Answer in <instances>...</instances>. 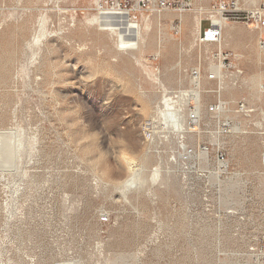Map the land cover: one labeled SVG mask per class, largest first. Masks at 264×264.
Here are the masks:
<instances>
[{"label": "rangeland", "instance_id": "1", "mask_svg": "<svg viewBox=\"0 0 264 264\" xmlns=\"http://www.w3.org/2000/svg\"><path fill=\"white\" fill-rule=\"evenodd\" d=\"M168 1L104 0L149 19L129 54L92 20L98 0H0V264H264L259 31L231 20L201 44L196 18L207 27L222 0ZM153 70L190 91L174 97L184 119L197 111L182 138L162 127Z\"/></svg>", "mask_w": 264, "mask_h": 264}, {"label": "bare ground", "instance_id": "2", "mask_svg": "<svg viewBox=\"0 0 264 264\" xmlns=\"http://www.w3.org/2000/svg\"><path fill=\"white\" fill-rule=\"evenodd\" d=\"M155 0H153L154 2ZM250 2V1H249ZM93 3V2H92ZM104 3V0H98V14L97 16H95L92 20H94L95 22L98 23L99 27L101 30H105L111 34H114L116 35V38H117V43L121 44L122 45V49H124V51H128L127 53L129 54H134L136 53V50L142 45V41L144 40V38L146 37V33L150 27V22H149V19L147 17H145L144 15H142V20L140 19H133V18H128L125 20V12L124 11H120L118 9H121L120 7L118 6H114L113 8L109 9V7H105L103 5ZM156 3V2H155ZM19 4V3H18ZM17 4V5H18ZM114 9H117V10H114ZM122 10V9H121ZM125 11H130V10H125ZM221 9H216V10H213L211 11L209 17H212L217 23L221 24L222 28H223V31L226 29L227 33L235 26L231 27L230 23L225 21L222 17H221ZM198 12V11H197ZM209 12V11H207ZM214 12H216V14H214ZM44 13V12H42ZM49 13V12H48ZM128 13V12H127ZM168 13H170L168 11ZM194 14V13H193ZM201 14V12H200ZM199 14V15H200ZM208 14V13H207ZM91 15V14H90ZM89 15V16H90ZM203 15V14H202ZM162 16V14H161ZM179 16L185 20V22H187L188 20V16L187 14H184V13H180ZM207 16V15H206ZM118 17V19H114ZM204 17V15H203ZM78 18V17H77ZM112 18V19H110ZM119 18H122V19H119ZM191 18V17H190ZM201 19L202 17H198L196 18V31L199 33L200 32V25H201ZM76 20V19H75ZM160 20V19H159ZM161 21V20H160ZM190 21V20H189ZM192 21V20H191ZM88 23V22H87ZM188 23V22H187ZM192 23H194L192 21ZM39 24V23H38ZM42 24V23H41ZM40 24V25H41ZM191 25V24H190ZM43 26V25H42ZM237 28V27H236ZM234 28V29H236ZM39 29V28H38ZM41 29V27H40ZM79 29V28H78ZM44 31V29H41ZM49 30V29H48ZM83 30V29H81ZM88 30V29H86ZM238 30V28H237ZM6 31V30H5ZM9 31V29H8ZM53 31V30H52ZM39 32V31H38ZM47 32V31H46ZM77 31H75L76 33ZM79 32V31H78ZM84 32V31H83ZM69 33V32H68ZM67 33V34H68ZM225 33V32H224ZM237 32H235V35H236ZM250 33V32H249ZM252 33V32H251ZM43 34V33H42ZM57 34V32L55 33ZM65 34V32H64ZM81 34V33H80ZM87 34V33H86ZM38 35V34H37ZM70 35V34H69ZM68 35V36H69ZM90 35V34H89ZM228 35V34H227ZM40 36V35H39ZM38 36V37H39ZM50 36V35H49ZM65 36V35H64ZM67 36V35H66ZM72 36V35H71ZM74 36V35H73ZM84 35H82L83 37ZM86 36V35H85ZM93 36V35H92ZM229 36V35H228ZM38 37L36 36V39H38ZM75 37V36H74ZM79 37V35L77 36ZM110 37V36H109ZM60 38H63V36H60ZM70 38V37H69ZM196 38V37H195ZM251 38V37H249ZM98 39V38H97ZM232 39V38H231ZM248 39V38H247ZM7 40V39H6ZM18 40V39H17ZM222 40V39H221ZM224 40V39H223ZM38 41V40H37ZM43 41H45L43 39ZM77 41V40H76ZM105 41V40H104ZM228 41V40H226ZM67 42V41H66ZM74 42V41H73ZM7 43V42H6ZM34 43V42H33ZM32 43V44H33ZM40 43V42H39ZM104 43V42H103ZM47 44V43H46ZM74 45V44H73ZM72 45V46H73ZM199 45V43L197 44ZM252 45V44H251ZM33 46V45H32ZM222 46V45H221ZM223 46H224V43H223ZM28 47V46H27ZM39 47V46H38ZM44 48V47H43ZM44 51V50H42ZM41 51V52H42ZM46 51V50H45ZM44 51V52H45ZM30 53V52H29ZM41 54V53H40ZM45 54V53H44ZM49 54V53H48ZM260 54V53H259ZM253 55V54H252ZM36 52L33 53V58L36 59ZM44 56V55H42ZM39 57V56H38ZM264 58V56H262ZM156 58V57H155ZM38 59V58H37ZM50 59V58H49ZM143 57L142 55H138L136 56V60L139 62V63H142L143 61ZM263 60V59H262ZM42 61V60H41ZM18 68V67H16ZM41 69V68H40ZM18 70V69H17ZM155 70L151 71V75L152 77H154V79L159 83L161 84L162 88H163V97H162V100L160 101V104H162L163 106V109L160 111V113L162 114V118H163V126L164 129L167 130V132H173L175 134H177L179 136V138H182L184 135V133L186 131H193V129H188L190 126V124L188 123L189 120L191 118H195L197 114V111L194 112V113H191L189 114V119H184L182 114H181V111H182V106L181 105H175L174 104V97H177V98H180L178 100H181L183 98V100H186L189 98L190 96V91L187 90L186 92L182 91V92H179V94L177 96H172L173 94L170 93L168 91V89L165 87V84L159 80L158 77L155 76V73H154ZM159 71V70H158ZM34 72V71H33ZM35 73V72H34ZM72 74V73H71ZM14 75V74H13ZM38 76V75H37ZM35 77V76H34ZM258 77V76H256ZM19 79V78H18ZM38 79V78H37ZM161 79V78H160ZM12 80V79H11ZM35 81V79H33ZM15 81V80H14ZM12 84V83H11ZM15 85V84H14ZM21 85V84H20ZM37 85V84H36ZM66 85V84H65ZM155 85V84H154ZM197 85L199 86L200 85V81H197ZM17 86H18V83H17ZM64 86V85H63ZM74 86V85H73ZM39 87V86H38ZM53 87V86H52ZM169 87V86H168ZM49 88V87H48ZM161 88V87H160ZM159 88V89H160ZM220 88V87H219ZM45 89V88H44ZM53 89V88H52ZM34 90V89H33ZM54 90V89H53ZM161 90V89H160ZM7 91V90H6ZM37 91V90H36ZM26 92H24L25 94ZM12 94V93H11ZM40 94V93H39ZM148 95V94H146ZM39 98V97H37ZM66 100V99H65ZM200 100V99H199ZM202 100V99H201ZM181 102V101H180ZM184 103V102H183ZM180 104V103H179ZM45 105V104H43ZM48 105V104H47ZM159 105V104H158ZM218 105V104H217ZM54 106V105H53ZM165 107V108H164ZM219 107V106H218ZM158 109L160 110V107H158ZM223 109V108H222ZM157 110V109H156ZM199 110V108H198ZM200 111V110H199ZM7 113V112H6ZM199 113V112H198ZM200 114V113H199ZM157 116V115H156ZM154 119V118H153ZM188 120V121H187ZM155 121V120H154ZM158 121V120H157ZM160 122V121H159ZM188 124V125H187ZM77 126V125H76ZM188 126V127H187ZM69 130V129H68ZM199 131V130H198ZM65 133V132H64ZM190 133V132H189ZM37 135V134H36ZM35 135V136H36ZM38 136V135H37ZM39 137V136H38ZM166 137V136H165ZM177 137V136H176ZM41 138V137H40ZM185 138V137H184ZM183 138V139H184ZM40 140V139H39ZM78 140V139H77ZM177 140V139H176ZM36 141V140H35ZM180 141V140H179ZM38 142V141H37ZM181 142V143H180ZM180 147L182 145H185V143L183 141H180ZM34 147V146H33ZM36 149V148H35ZM1 152V151H0ZM145 156V155H144ZM142 158V157H141ZM131 159V157H130ZM32 162V161H31ZM129 164V163H128ZM132 166V165H131ZM134 168V167H133ZM190 168V167H189ZM155 171V174L158 173V169L154 170ZM154 174V175H155ZM161 174V173H160ZM139 174V171L137 169H134L132 170L131 174L129 175V177L127 178V180H125V183L124 184V188L125 189H128L130 187H132L134 185V183L136 182V179L138 177ZM140 177V176H139ZM158 178V177H157ZM139 180V179H137ZM156 181V180H155ZM140 183V182H139ZM136 187V185H135ZM122 193V192H121ZM125 194V193H124ZM156 214V212H155ZM156 217V216H155ZM159 224V223H158ZM157 225V224H156ZM158 227V226H157ZM161 228V227H160ZM157 229V228H156ZM161 230V229H160ZM159 233V232H156V234ZM157 236V235H156ZM152 237V236H151ZM151 239V238H150ZM154 239V238H153ZM157 240V239H156ZM148 241V240H147ZM146 241V242H147ZM145 242V241H144ZM145 242V243H146ZM151 242V241H150ZM149 242V243H150ZM152 243V242H151ZM150 243V244H151ZM149 246V245H148ZM148 249V248H147ZM141 254V253H140Z\"/></svg>", "mask_w": 264, "mask_h": 264}, {"label": "built area", "instance_id": "3", "mask_svg": "<svg viewBox=\"0 0 264 264\" xmlns=\"http://www.w3.org/2000/svg\"><path fill=\"white\" fill-rule=\"evenodd\" d=\"M130 1L132 0H125L126 3H129ZM152 1L153 0H138L139 8H149V5L152 3ZM175 1L176 0H173V2ZM120 3L114 6L122 8ZM185 4L188 3L185 2ZM158 5L160 10H167L170 8V2L168 0H159ZM220 9L222 10L221 17L225 21L230 22L231 20H240L246 23L250 28L259 30L258 48L261 52H264V0L258 7L251 9L242 8L238 0H222ZM207 19L209 20V25L202 31L200 30L201 32L199 34L198 41L201 44L220 43L223 33L221 24L217 23L212 17ZM179 31L180 27H177L175 32L178 33ZM224 60H228V55H224ZM230 64L231 63L227 61L225 62L224 66L230 67ZM193 73L195 76L198 75V71H194ZM242 107L244 109V106ZM221 157L222 159L224 158V156Z\"/></svg>", "mask_w": 264, "mask_h": 264}, {"label": "crops", "instance_id": "4", "mask_svg": "<svg viewBox=\"0 0 264 264\" xmlns=\"http://www.w3.org/2000/svg\"><path fill=\"white\" fill-rule=\"evenodd\" d=\"M166 12H164V14H165ZM165 17L166 18H175V17H172V15L171 14H166L165 15ZM188 18H189V15H188ZM177 18H175L174 19V21L176 20ZM230 23V22H229ZM209 25V24H208ZM208 25H207V27H208ZM230 25H231V23H230ZM231 27H233V25H231ZM206 28V27H205ZM204 28H202V21H201V25H200V30L202 31ZM251 29H255V28H251ZM257 30V29H256ZM259 31V30H258ZM165 52H164V49L163 50H161V55H160V57H162V55L164 54ZM238 53H243L242 51H238ZM230 53L228 54V58L230 57Z\"/></svg>", "mask_w": 264, "mask_h": 264}]
</instances>
